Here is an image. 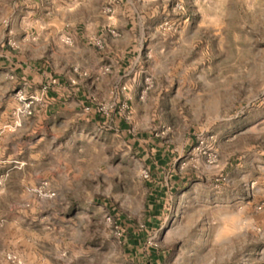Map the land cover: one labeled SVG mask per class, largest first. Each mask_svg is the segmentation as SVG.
Here are the masks:
<instances>
[{
	"label": "rangeland",
	"instance_id": "1",
	"mask_svg": "<svg viewBox=\"0 0 264 264\" xmlns=\"http://www.w3.org/2000/svg\"><path fill=\"white\" fill-rule=\"evenodd\" d=\"M106 1L92 0L101 8ZM132 3H143L135 116L122 82L97 90L87 81L82 105L65 98L61 125L39 121L45 103L22 83L0 95V264L6 253L20 264H153L154 250L164 257L156 264H264V185L224 174L242 161L251 178L248 164L264 150V139L241 133L264 118V0ZM51 16L61 25L83 12ZM24 31L2 27L0 45L43 47L33 44L36 30ZM63 46H45L57 67ZM18 90L36 98L29 115ZM129 230L144 237L132 250Z\"/></svg>",
	"mask_w": 264,
	"mask_h": 264
},
{
	"label": "crops",
	"instance_id": "2",
	"mask_svg": "<svg viewBox=\"0 0 264 264\" xmlns=\"http://www.w3.org/2000/svg\"><path fill=\"white\" fill-rule=\"evenodd\" d=\"M121 1L123 3L116 5L112 14L106 16L101 13V6L94 4L92 0H86L80 5L63 6L53 4V0H0V29L6 27L11 30H36V41L39 43L33 40V44H43L42 48L34 51L29 48L13 50L0 45V95L11 90L13 88L11 85L22 83L36 94L41 85L47 84L45 94L47 103L39 121L47 124V121L57 117V125H61L66 109L65 98L76 99V103H73L74 108L82 105L85 89H89L86 87L87 81L90 80L89 85L97 90H100L102 85L110 87L122 82L131 95L128 104L135 116L136 110L139 109L140 112L142 107L139 104V108L137 107L136 95L143 74V17L137 16L138 13L143 14V3L133 4V0ZM76 10H81L83 16L73 23L62 21L59 25L57 24L59 22L52 21L53 12L68 14ZM133 15L137 18L136 22L133 21ZM54 29L56 31H53ZM23 33L26 34V31ZM1 35L2 32L0 39ZM64 37H68L71 44H64L61 48L62 56L57 62V67L56 63L48 58L45 46H49L50 43L61 45ZM27 38L23 37V44L32 43L26 40ZM89 39L100 41L103 49L88 48ZM89 49L96 54L92 59ZM104 66H107L109 71L101 73ZM72 69H76L77 72H72ZM82 71L81 77L79 72ZM74 77H77V82L71 84L70 81H73ZM98 117L102 119L101 116ZM125 127L121 122L120 131L125 132L122 130ZM263 128L264 118H260L251 130L241 133H255L261 141L264 139ZM191 135L189 141L193 142L195 136ZM43 137L42 133L37 134L36 143L42 142ZM246 147L251 149L254 146L247 144ZM256 153L258 158L251 163L252 165L248 164L250 168L255 167L252 168L255 170L251 178L246 177L248 171L242 161L234 165L230 163L225 167L224 174L230 182H233L232 174L239 172L240 181L249 180L256 189L264 185V150L260 149Z\"/></svg>",
	"mask_w": 264,
	"mask_h": 264
},
{
	"label": "built area",
	"instance_id": "3",
	"mask_svg": "<svg viewBox=\"0 0 264 264\" xmlns=\"http://www.w3.org/2000/svg\"><path fill=\"white\" fill-rule=\"evenodd\" d=\"M121 0H107L105 2V5H103V7L101 8V13L106 15V16H110L113 12V8L120 2ZM111 33H113L111 31ZM62 43L65 44V45H70L71 44V41L68 37H64L62 40ZM96 45V47L98 48L99 46V42L98 41H95L94 43ZM72 71H76V69H72ZM71 83H73V81H70ZM125 86H122V89H124ZM46 90H47V87L46 86H41L38 90V92L36 93V95L39 94L40 98L43 99L45 105L47 103V99L45 97V94H46ZM14 96L17 97L18 99H22V101L24 102L23 105H22V109H23V114L25 115H29L30 114V111H29V106L30 104L32 103V101H36V98L34 97H28V98H23L20 96V90L16 91L14 93ZM84 111H88V108H84ZM215 162V156L212 155V154H209L206 156V163L208 165H211ZM143 178H146V174H143ZM3 181H4V178L2 176H0V188L3 184ZM40 188L44 189L46 188V183L43 182L41 183L40 185ZM45 196L47 198H50L53 196V193L52 192H47L45 194ZM4 260L7 264H20L19 262V259L17 258L16 255L14 254H11V253H6L4 255Z\"/></svg>",
	"mask_w": 264,
	"mask_h": 264
},
{
	"label": "trees",
	"instance_id": "4",
	"mask_svg": "<svg viewBox=\"0 0 264 264\" xmlns=\"http://www.w3.org/2000/svg\"><path fill=\"white\" fill-rule=\"evenodd\" d=\"M158 156H160V155H158ZM154 202H155L154 199H152V207L154 209H156L155 211H158L160 209V203L156 205V204H154ZM128 236H129V238H128L129 247H131L130 250L135 248L139 244V242L142 239H144V237H142V236H134L132 234L131 230H129ZM162 254L163 253L157 252L155 250L154 251H149V254H148L149 261L151 263H153V264L158 263L159 261L163 260V258H164Z\"/></svg>",
	"mask_w": 264,
	"mask_h": 264
}]
</instances>
